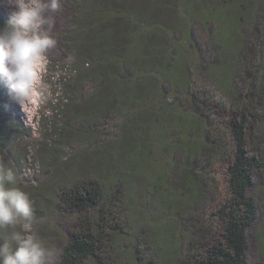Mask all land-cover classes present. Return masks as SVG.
<instances>
[{"label":"trees","instance_id":"trees-1","mask_svg":"<svg viewBox=\"0 0 264 264\" xmlns=\"http://www.w3.org/2000/svg\"><path fill=\"white\" fill-rule=\"evenodd\" d=\"M79 1L86 8L80 6L76 9L77 14L73 13L69 36L74 39L78 36L70 42L76 46L73 50L77 61L73 67V73L78 77L76 84L82 93L88 94V100H85L89 112L86 115L92 120L84 122L90 124L86 128L91 127L98 135V121L105 123L107 116L118 109L121 112L120 127L124 128L126 124L128 130L127 124H130L133 128L135 144L128 158L132 164L140 162L131 168L136 174L158 164L154 160L155 141L149 149L150 145L141 138V125L148 123L149 132L153 129L155 133L152 120L146 116L149 112L141 109V103L154 102H150L151 94L154 98L156 94L165 97L168 93L182 101L185 106L171 115L173 129L165 131L163 127L173 140L168 156L165 151L162 155L167 160L166 172L162 175L157 171L152 184L155 188L164 185L165 175L172 174L181 187L175 200L190 221L188 225L175 221L181 225L179 235L183 244L186 243L184 248L175 244L168 249L176 251L178 264H248L247 230L258 211L248 191L264 173V0H179L183 5L177 8L180 12L172 17L169 30L161 19L148 16L157 13L160 18L164 10L171 8L168 3H160L163 0ZM129 1L130 5L137 1L141 6L137 15L129 16L126 7ZM7 22L0 16V27ZM136 31L146 44L149 42L147 45L139 38H132ZM167 34L173 44L180 38L185 39L196 59L184 58L180 62L175 49L161 46L160 50L166 51L164 69H145L143 59H147L146 56L156 58L152 54L159 50L151 42L165 45L163 38ZM202 35L206 36L203 46ZM122 38L127 42L124 45L120 44ZM228 55L233 57V66H228ZM81 60L87 61L89 69ZM211 67L209 76L214 69L219 70L216 74L213 72L215 85L203 79L204 69ZM178 80L182 82L179 84ZM154 81L158 88L161 84L158 93L146 89L148 83ZM7 98L0 78L2 149L14 136L24 133ZM215 111L227 114V119L220 121L217 119L220 113ZM177 113L180 115L176 116ZM97 139L89 144V150H98ZM222 166L228 176L230 197L214 214L221 225L220 239L199 253L209 228L192 221L199 220V215L205 212L204 198L215 201V196H219L213 194L219 190L218 183L214 179L209 186L206 183L216 168ZM117 171L119 173L112 177L110 194L105 195L100 182L94 178H84L68 187L58 186L56 202L62 212L74 216V226L67 231L68 241L60 251L57 264H124L126 255L120 248L126 240L131 244L133 264H169L153 247V234L148 226L134 236L127 231L126 181L123 185L115 184L116 176L125 177L120 169ZM196 175L200 182L196 181ZM188 182L200 186L201 195H188L187 189L182 188ZM203 194H209V198ZM146 212H151L148 204ZM34 213L41 215L38 211Z\"/></svg>","mask_w":264,"mask_h":264},{"label":"rangeland","instance_id":"rangeland-1","mask_svg":"<svg viewBox=\"0 0 264 264\" xmlns=\"http://www.w3.org/2000/svg\"><path fill=\"white\" fill-rule=\"evenodd\" d=\"M162 2L168 3L171 8L164 10L160 18L156 16L157 13L156 15L149 13L148 16L151 19H154V17L161 19L163 26L169 30L172 17L179 14L180 11L178 12L177 8H181L183 4L180 5L179 0H163L160 3ZM80 6H83V9L86 8L85 4H80L79 0H61V10L55 14L56 25L52 33L53 38L57 40V45L48 54L49 63L43 76L46 87L41 90V95L33 97L28 102L24 111L11 97L7 82L1 78L10 103V110L20 121L24 128V133L14 136L6 148H0V157L9 166L14 167L17 173L16 186L29 195L33 201L34 212H40L41 215L36 216L37 222L34 223L33 230L38 233L46 246L58 250L59 255L56 264L59 261L62 247L68 241L67 231L74 226V216L62 212L58 207L56 202L58 186L65 185L68 187L84 178H94L100 182L104 194H110L113 191L112 177L119 173L118 169L121 170L120 173H124L125 177L116 176L115 184L123 185L126 181L124 197L127 213L124 212V214L126 213L127 216V231L131 236H134L142 228L148 226L153 234V247L162 253L165 263L178 264L179 260H177L176 251L173 252L168 248L175 244L183 245L184 248L186 243L183 244V239L179 235L181 225L178 226L175 221H179V223L181 221L186 224L190 222L185 213L183 214L182 207L180 208L175 200L176 195L180 193V183L174 179L172 174L170 176L168 173L167 176L165 175L166 184H162L157 188L152 187V184L157 171L162 175L163 172H166L167 160L162 155L165 151V155L168 156V150H172L173 146V140L168 137V133L166 134L163 131V127L165 131L173 129V123L170 120L171 115L174 110L180 109L181 106L183 107L184 103L175 97L173 98L171 93L166 94L165 97L156 94L154 98L151 94L150 102L153 100L154 102L141 103V109L149 112L146 114L147 119L152 120L153 123L151 124H154L155 127L154 133L153 129L149 132L148 123L146 126L141 125V138H143L144 143L150 145L149 149H152L155 141L156 152L154 160L158 164H155L153 168H147L148 170L138 171L135 174L131 168L139 165L140 162L136 161L132 164V161L128 158L131 153L130 150H133L135 144L134 135L132 134L133 128L130 124H127L129 131L126 130V124H124V128L120 127L121 112L115 109L112 114L107 116L105 123L103 120L98 121L96 125L98 135L92 132L91 127L89 129L86 128L90 126L89 123H84L92 120L86 115V112H89L86 109L88 101L86 102L85 100L86 98L88 100V94L86 96L84 91L83 93L81 92V89L76 84L78 77L73 73V67L77 64L75 51H73L76 46L70 40L75 41L78 36L75 39L69 36L72 19L77 14L76 9ZM126 7L130 13L129 16L131 14L137 15L141 8L137 1L135 3L132 2L131 5L129 1ZM0 16L8 21L9 10L0 6ZM133 18L131 20H134ZM132 38L135 40L139 38L144 45L149 43L147 42L146 44V41L141 38L138 31L133 33ZM205 38L206 36L204 37V35L200 36L202 46ZM163 39L167 44H154L151 42L154 48L159 47V50H154L152 54L156 58L150 59L149 56H146L147 59H143L142 64L143 66L146 65L145 69H164L162 64L166 61L163 60L164 56H166V51L160 50L161 46L175 49L176 57L178 56L177 58L178 60L180 59V62H183L184 58L196 59L195 53L192 50L190 52V47L187 46L185 39L180 38L181 40L174 44L169 40L168 34L164 35ZM120 41H123L120 43L122 45L127 43L123 38ZM235 53L236 51L233 54ZM103 54L106 55V53ZM144 55H147V53H144ZM208 58L209 56L206 55V59ZM226 58L228 66H233V57L228 55ZM81 62L86 69H89L90 65L86 60H81ZM211 69L212 67L204 69L203 79L215 85L217 84L215 74L219 70L214 69L212 71V79L209 76ZM178 82L180 84L182 81L178 80ZM156 84V81L149 82L146 89L149 88L158 93L161 84L159 88ZM146 94L148 96V93ZM199 102L204 103L202 100H199ZM215 112L220 113L217 117L220 121L228 117L227 114L221 111ZM179 115V113L176 114V116ZM97 137L96 146L98 150H89L91 149L89 144L93 143L94 138ZM159 166L160 168H158ZM146 177L148 178L149 186H146ZM210 177L212 180L209 178L206 185L209 186V182H213L214 179L218 183L219 190L216 193L213 192V194H219V196H215V201L204 198L202 201L205 202V212L199 215V220L192 221V223H198L199 226L207 225L209 228V235L199 247V253L202 249L216 244L220 239L221 225L214 214L225 205V202L230 197L228 176L224 166L216 168V172L212 173ZM196 181L200 182L199 175H196ZM255 184L248 191V196L253 198L258 206V211L254 222L247 230L248 250L246 259L248 264H264V173L255 180ZM182 188L187 189L188 195L189 193L194 196L201 195L200 186L193 182L183 184ZM203 196L209 198V194H203ZM147 204L151 211L149 213L146 212ZM12 230L0 231V238L8 235ZM15 230L19 231L20 226L17 225ZM130 248L131 244L127 240L124 241L122 248H120L127 253H124L126 255L123 260L124 264H133L130 257ZM88 264L92 263L89 262Z\"/></svg>","mask_w":264,"mask_h":264},{"label":"clouds","instance_id":"clouds-1","mask_svg":"<svg viewBox=\"0 0 264 264\" xmlns=\"http://www.w3.org/2000/svg\"><path fill=\"white\" fill-rule=\"evenodd\" d=\"M0 6L9 10L8 22L0 27V78L24 111L46 87L43 76L57 45L52 33L61 0H0ZM16 184L14 167L0 157V231L13 229L0 238V264H56L58 250L33 230V201Z\"/></svg>","mask_w":264,"mask_h":264}]
</instances>
